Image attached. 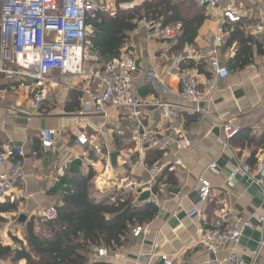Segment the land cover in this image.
Returning a JSON list of instances; mask_svg holds the SVG:
<instances>
[{
	"label": "crops",
	"instance_id": "1",
	"mask_svg": "<svg viewBox=\"0 0 264 264\" xmlns=\"http://www.w3.org/2000/svg\"><path fill=\"white\" fill-rule=\"evenodd\" d=\"M91 1L102 3L112 15L118 9L127 10L148 0ZM200 8L203 20L191 44L178 45L177 33L170 39L157 37L141 15L121 51L136 61L132 91L146 102L140 111L143 128L161 130L182 124L189 142L180 151H141L145 166L157 168L153 177L134 165L138 154L130 135H117L118 131L127 133L132 127L124 113L111 105L104 114L93 113L88 100L81 95L85 77L64 80L61 88L51 91L47 100L34 109L31 95L0 76V145L10 143L24 149V157L4 162L5 170L20 162L24 179L5 201H0L2 206L13 207L0 212L1 246L15 249L16 240L25 244L26 225L33 222L38 231L40 211L60 206L74 179L91 174L92 195L110 194L112 200L128 199L129 207L136 210L153 205L156 214L152 220L142 217L140 224H136L144 227L138 238H133L131 231L126 236L101 232L97 235L98 243L86 241L81 246L85 249L79 253L88 251V263L155 264L161 256H167L173 264H211L234 255L243 264H264V228L254 221L236 246L226 245L212 254L197 245L218 225L220 210L229 209L232 218L244 221L254 213L264 215L261 190L255 184L231 177L238 164L253 166L264 161V0H221L215 10ZM219 36L221 41L217 39ZM240 39L242 44L238 45ZM211 46L215 55L204 52ZM237 54L247 61L242 68L236 66ZM212 59L228 71L226 78L215 76L210 65ZM101 67L97 54L92 52L84 64L86 74ZM178 71L195 74L200 89L212 81L210 99L201 105L208 112L205 117L189 119L192 107L178 95ZM162 87L173 94H166ZM158 101L176 107L177 117L172 123L162 121L154 110L153 104ZM226 121H234L240 127L239 133L228 140L217 125ZM43 130L56 133L53 147L47 150L40 143ZM79 134L96 138L98 145L109 153L110 168L89 148L77 145ZM155 152L160 157H154ZM113 153L118 154L115 167L111 165ZM175 159H180L181 165L169 172L167 168ZM122 161L131 164L122 165ZM212 163L216 165V175L207 169ZM200 177L210 182L212 190L205 204L199 201L196 192ZM195 208L201 210L200 215L190 217ZM8 217L15 221L7 222ZM99 247L116 257L96 258L95 250ZM65 263L77 264L74 256L61 264ZM0 264L25 262L4 259Z\"/></svg>",
	"mask_w": 264,
	"mask_h": 264
},
{
	"label": "built area",
	"instance_id": "2",
	"mask_svg": "<svg viewBox=\"0 0 264 264\" xmlns=\"http://www.w3.org/2000/svg\"><path fill=\"white\" fill-rule=\"evenodd\" d=\"M200 7L215 10L221 0H194ZM0 76L10 83H16L19 89L32 96L31 106L37 109L48 98L51 91L62 87L64 80L72 76L85 77V84L81 88V95L88 100L94 114H104L108 105L123 112L125 119L132 124L129 131H118L117 135L130 138L138 154L134 165L147 171L152 177L157 168L149 169L140 156L141 151H170L185 149L189 142L183 130V125L167 127L161 130H146L142 126L140 111L146 106L145 100L135 96L132 84L135 82L137 65L134 57L121 53L118 58L109 60L99 70L86 74L85 62L90 60L92 53L88 37L90 22L96 18L98 12L106 11L105 5L91 0H0ZM153 28L156 36L163 39L173 38L177 33L171 26L161 27L154 21L147 22ZM264 27V26H263ZM221 41L222 36H219ZM204 52L215 55L213 46L204 49ZM215 76L224 79L228 71L220 68L217 62L210 61ZM179 84L178 95L187 101L191 115L189 119L203 118L208 112L201 109V105L209 101L213 90V83L209 81L205 88L200 89L195 74L188 71L176 73ZM162 91L172 95L162 87ZM160 118L165 123H172L177 117L176 107L168 102L158 101L153 104ZM218 127L225 139L236 136L240 127L234 121L218 122ZM55 131L43 130L40 132L42 149H50L54 144ZM75 142L81 147H87L97 157L109 166V153L98 145L95 137L79 134ZM24 157V149L10 143L0 145V201H5L15 187L24 179V174L17 162L12 168L4 169V162L8 159ZM130 161H122V165H130ZM181 165L180 159H175L169 172H173ZM208 171L217 174L214 163L208 166ZM238 176L242 180L255 184L264 196V161L255 165L238 164L231 172V177ZM197 196L202 204L212 196L210 182L200 177L198 179ZM201 210L193 209L189 216H199ZM57 217L53 206L40 211L42 222L54 221ZM218 225L209 230L197 245L212 254H216L226 245L236 246L244 230L253 225V221L264 228V215L254 213L250 219L232 218L229 209L218 212ZM144 231L143 226H135L131 236L138 238ZM116 257L105 248L95 250L98 259ZM155 264H173L167 256H161ZM211 264H243L236 256L214 260ZM254 264V263H251Z\"/></svg>",
	"mask_w": 264,
	"mask_h": 264
},
{
	"label": "trees",
	"instance_id": "3",
	"mask_svg": "<svg viewBox=\"0 0 264 264\" xmlns=\"http://www.w3.org/2000/svg\"><path fill=\"white\" fill-rule=\"evenodd\" d=\"M141 15L146 22L152 20L161 27L176 28L177 43L182 46L192 43L203 20L202 9L193 0H148L127 10L118 9L112 15L106 11L98 12L90 22L92 31L87 41L91 51L97 54L99 64L119 57L127 44L128 34L135 29V22ZM241 42L242 39L238 45ZM243 58L245 56L236 55L238 68L246 65L247 61ZM154 157H160V153L155 152ZM92 178L93 175L89 174L74 179L63 195L61 205L54 207L57 213L54 221L41 222L38 231L33 222L27 224L24 229L25 244L16 240L15 249L0 245V261L9 259L12 263L61 264L74 256L77 264H107L88 263V251L79 253L85 249L81 246L86 241L98 243L97 235L101 232H106L108 236H126L137 223L140 224L142 217L146 221L152 220L156 208L148 204L142 210H136L129 207L128 199L117 197L112 200L113 195L110 194L92 195L89 186ZM155 185L157 182L154 189ZM12 208L0 205V212Z\"/></svg>",
	"mask_w": 264,
	"mask_h": 264
},
{
	"label": "water",
	"instance_id": "4",
	"mask_svg": "<svg viewBox=\"0 0 264 264\" xmlns=\"http://www.w3.org/2000/svg\"><path fill=\"white\" fill-rule=\"evenodd\" d=\"M117 156H118L117 153H113V154L111 155V165H112L113 167L116 166V158H117ZM235 178H236V179H240L238 176H236ZM241 181H243V182H245V183H247V184L250 183L249 181H246V180H241Z\"/></svg>",
	"mask_w": 264,
	"mask_h": 264
},
{
	"label": "rangeland",
	"instance_id": "5",
	"mask_svg": "<svg viewBox=\"0 0 264 264\" xmlns=\"http://www.w3.org/2000/svg\"><path fill=\"white\" fill-rule=\"evenodd\" d=\"M10 220H11V222H12V218H9V217H8V218H7V222L10 221ZM14 221H15V219H14ZM14 221H13V222H14ZM13 222H12V223H13ZM37 224L41 225V221L38 220V221H37ZM39 225H38V226H39Z\"/></svg>",
	"mask_w": 264,
	"mask_h": 264
}]
</instances>
